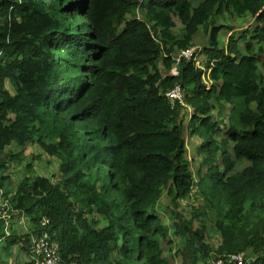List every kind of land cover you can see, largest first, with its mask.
<instances>
[{
	"label": "trees",
	"instance_id": "16d2710c",
	"mask_svg": "<svg viewBox=\"0 0 264 264\" xmlns=\"http://www.w3.org/2000/svg\"><path fill=\"white\" fill-rule=\"evenodd\" d=\"M263 2L0 0V173L24 163L17 183L0 177V264L14 248L30 264V238L42 232L62 264H169L164 244L181 264L239 253L264 264ZM233 16L255 24L224 26L221 45L217 22ZM201 27V63L179 57ZM175 87L181 99L171 103ZM230 104L219 125L211 114ZM184 132L201 141L197 179ZM27 145L39 149L33 160L58 162V177L35 174ZM193 191L199 206L187 219L178 202ZM164 192L169 226L156 211ZM4 211L25 219L24 232L6 234ZM205 221L220 237L215 249Z\"/></svg>",
	"mask_w": 264,
	"mask_h": 264
},
{
	"label": "rangeland",
	"instance_id": "374dc122",
	"mask_svg": "<svg viewBox=\"0 0 264 264\" xmlns=\"http://www.w3.org/2000/svg\"><path fill=\"white\" fill-rule=\"evenodd\" d=\"M139 18L143 19L142 16H139ZM173 21L175 22V28L173 29L174 34H183V28L181 27L179 21L176 18H173ZM254 20L250 16L246 17H227L226 21L223 20H218L217 25L219 26L218 30L220 32L219 38L221 40V45L224 44L227 39L229 38V33H224L223 28L224 26H228L233 30L234 33H240L243 31L248 30L250 27L254 26ZM204 29L201 27L197 31V33L194 35L193 40H192V47L189 48L188 50H192V56L194 55V61L197 60L198 63H201L203 56L202 52L205 51L206 47L208 48V36L207 34H204ZM252 36V34L250 35ZM209 79L210 82H215V80L209 75V71L205 75V79ZM208 82V83H210ZM10 90V88H9ZM231 108L232 105H225L222 108H217L215 111L211 114L213 120H215L217 123L222 124L227 123L231 114ZM192 109H186L185 113L190 114ZM223 125L222 127H224ZM184 139H185V144H186V149L184 151V160L188 162L189 169L192 173V176L197 179L196 172L199 169V165L201 162V157L196 154V149L198 145L201 143L199 139L196 137H191L189 136L188 132H184ZM8 152H11L13 154L20 152L21 150L17 149L15 146H10L7 150ZM23 156H26V162H33V169L35 171V174L40 175V176H45V177H58V162L54 159H50L46 157L45 155H41V157L38 160H33L32 157H35L39 149L37 146H32V145H27L23 150ZM32 159V160H31ZM234 168L236 165H238L235 170H240L247 166V163H241V164H236L234 163ZM24 166V163L21 166H13V168H9L7 171H4L3 173H0V177L4 178V176L8 175L10 180L12 181L13 184L17 183V181L24 176V169L22 168ZM205 171V170H203ZM5 184V182H3ZM97 186H100V183L97 184ZM2 193L3 191L0 190V204L2 202ZM199 206V201H197L196 198V193L193 191L189 197H187L184 200H181L178 202V208L177 212L185 216L187 219H189L193 214V208H197ZM171 205H170V199L167 197V194L164 192L162 197L160 198L159 202L156 204V211L157 214L160 218L164 219V222L167 223V226H169V218H170V212H171ZM21 218L12 220L10 219L7 227H4V230L10 232V227L17 225V227L22 228V224H20ZM195 223L193 224L194 227L198 225L197 221H194ZM206 227H207V233H206V243H208L213 249H215L219 243H220V237L218 233L215 231L213 226L208 223V221H205ZM102 224L99 225V228H101ZM23 231V228L21 229ZM24 232V231H23ZM177 247H173L172 251L169 252V248L167 245H163V255L164 257L168 258L169 264H181V258L178 255L177 252ZM18 253V249L14 248L12 252V258L8 259L7 264H21L24 262V256L22 254H16ZM245 260H247V254H244ZM6 258V257H3ZM14 259V260H13ZM217 260V259H215ZM253 260V259H252ZM213 261V259L211 260ZM209 261V264L210 262ZM245 262V261H244Z\"/></svg>",
	"mask_w": 264,
	"mask_h": 264
},
{
	"label": "built area",
	"instance_id": "2783aa9c",
	"mask_svg": "<svg viewBox=\"0 0 264 264\" xmlns=\"http://www.w3.org/2000/svg\"><path fill=\"white\" fill-rule=\"evenodd\" d=\"M194 56V54H193ZM192 56V50L181 51L179 57L185 59H190ZM166 97L172 103L176 100L181 99V93L178 87H175L173 90L166 94ZM2 205V207H4ZM2 218H4V227H7V224L11 218L6 211L1 212ZM41 226L44 227L48 224L46 219L41 221ZM5 231V230H4ZM8 234L7 231H5ZM58 245L51 241V238L47 232H42L39 236H32L30 238V264H62L61 258L58 253ZM245 261V262H244ZM67 264H78L76 262H71ZM210 264H246L245 256L243 253L229 255L225 259L217 258L213 260Z\"/></svg>",
	"mask_w": 264,
	"mask_h": 264
},
{
	"label": "crops",
	"instance_id": "0c3cea01",
	"mask_svg": "<svg viewBox=\"0 0 264 264\" xmlns=\"http://www.w3.org/2000/svg\"><path fill=\"white\" fill-rule=\"evenodd\" d=\"M6 184V183H5ZM2 197V196H1ZM13 220H14V217H13ZM20 224H22V226L21 227H24V224H25V219L23 220L22 218H21V220H20ZM24 230V229H23ZM16 256H17V254H16ZM12 258V257H11ZM14 260V259H13ZM26 260H25V258H24V262H25ZM23 263V262H22ZM21 263V264H22Z\"/></svg>",
	"mask_w": 264,
	"mask_h": 264
},
{
	"label": "clouds",
	"instance_id": "9594fccd",
	"mask_svg": "<svg viewBox=\"0 0 264 264\" xmlns=\"http://www.w3.org/2000/svg\"><path fill=\"white\" fill-rule=\"evenodd\" d=\"M262 11H264V2H263V5H262V7H261V9L259 10V13L260 12H262ZM255 21V20H254ZM196 53V52H195ZM195 53H194V55H195ZM194 58V56L192 57V58H190V59H193ZM208 71V70H207Z\"/></svg>",
	"mask_w": 264,
	"mask_h": 264
}]
</instances>
